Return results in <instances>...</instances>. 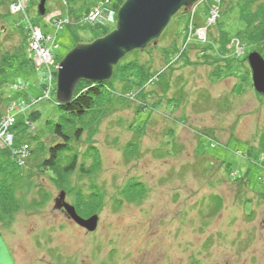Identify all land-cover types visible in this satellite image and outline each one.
I'll return each mask as SVG.
<instances>
[{
  "label": "rangeland",
  "instance_id": "374dc122",
  "mask_svg": "<svg viewBox=\"0 0 264 264\" xmlns=\"http://www.w3.org/2000/svg\"><path fill=\"white\" fill-rule=\"evenodd\" d=\"M219 1L211 25L210 5L200 0L174 14L155 44L118 62L144 65L146 71L135 72L141 81L148 76L146 82L124 94L123 75L112 74L111 100L103 104L108 113L74 144L77 166L95 161L96 168L83 177L76 168L61 188L40 167L59 141L48 132L61 113L48 69L113 24L85 19L103 0H46L45 9L69 19L61 28L39 14V0L25 14H6L7 4L0 5L2 51L18 48L20 27L14 25L24 21L52 37L50 66L6 75L0 91V160L3 149L16 159V150L28 145L21 176L12 182L0 174V264H264V93L254 90L247 62L252 51L264 58V39L253 34L264 22V0ZM186 21L196 29L181 50ZM199 29H205L202 36ZM155 75L158 80L149 82ZM8 97L16 103L12 108ZM7 116L16 119L12 133L22 135L17 145L5 127ZM129 142L136 149L126 156ZM131 181L142 183L145 195L121 200ZM91 184L103 200L98 225L87 232L72 225L54 200L63 190L74 206L77 193L87 194Z\"/></svg>",
  "mask_w": 264,
  "mask_h": 264
},
{
  "label": "trees",
  "instance_id": "16d2710c",
  "mask_svg": "<svg viewBox=\"0 0 264 264\" xmlns=\"http://www.w3.org/2000/svg\"><path fill=\"white\" fill-rule=\"evenodd\" d=\"M32 1L33 0L29 1L27 9L29 8V5ZM103 1L105 6H107L108 3L111 2V0L109 1L103 0ZM11 2L12 0H2V1L0 0V5L2 3L7 4L8 11L6 12V14L11 13L9 9ZM123 2L124 0H114L112 1V4L110 3V5H108L107 7L114 10V12H117L118 8ZM48 12H49L48 9H45V13ZM31 22L35 24L34 21ZM88 22L91 23L89 20ZM188 23L189 21H186V25L183 27L182 30L184 33L185 42L187 38ZM27 24L28 23L24 21V24L22 25H17V24L14 25L16 29H19L20 27L19 31H20L21 39L17 49H14L11 52L2 51L0 49V91L4 86V82H5L4 78L6 75L12 74L13 76H15L18 72L24 74L26 73V68L32 69L36 67L28 47L29 31ZM197 25L198 24L195 23V26ZM113 28L114 27L112 25L111 28H109V30H104L103 32H101L102 33L101 36L106 35L111 31V29L113 30ZM256 29L258 31L256 30L253 34H256V36L259 37V40L260 39L263 40L264 22H258ZM221 35L223 37L221 43L227 42L228 39L226 34L222 32ZM187 44L188 43H186L185 45L182 44V46L184 45V48H182L181 46L180 49L184 50ZM221 48L222 50H224L223 49L224 47L221 46ZM180 49H178L177 52L175 51L176 55L178 54V52L182 53ZM167 54H170V51H168ZM140 67L142 71L145 70L144 65H141L140 63L137 62L134 63L127 61L121 64L118 63L115 66L113 73L116 74V72L118 71L121 72V74L123 75L121 81L125 83L124 94L131 93L132 86L135 82H137V84H139L140 87H143V84L146 82L148 76L144 77L143 80L141 81L142 74L139 75L138 73L135 72L136 69ZM51 74L53 77L54 76L56 77V70L53 69L51 71ZM157 77L158 76L155 75L153 78L151 79L149 78V82L155 83L154 81L158 80ZM111 81L112 80L106 82H91V81L81 80L77 83L74 89L73 96L69 102L65 104H60L56 101L57 105L60 106L61 113L58 116L57 120L55 121L48 120L50 123L48 125V132L52 136L57 138L59 141H56L53 145H51L48 148L47 157L42 160L40 167L44 171H49L51 179L55 181L56 185L60 188L67 185L70 175H72V173L75 171L76 168L79 170L80 173L79 177H83V175L84 176L90 175L91 173L94 172L96 168V165H94L95 161L93 165L89 166L88 168H85L84 164L82 163L79 164V166H77L78 152H76V150L74 149V144L80 141V137L85 130L88 131V129H93L94 122L99 121L102 116L108 113L109 110L107 108H104L103 104L105 105L107 101L111 100L110 97ZM42 87L43 88L47 87V82L44 83ZM4 101L6 102V106L9 108H12V106L16 105V103L10 101V97H8V99L4 98ZM35 113L36 115L33 116ZM39 113L40 112L38 110H36L35 112H29L27 114V118H26L27 122L25 124L30 125L32 120H34L35 117L39 115ZM7 117H12L14 120H16L14 116H7ZM15 127H16V122L9 125L7 131H10V133L12 134L13 144L17 145L19 144L20 141L19 139H21L22 135L16 137L15 134L12 133V130ZM91 131L92 130H90L89 132ZM24 144L27 145V143ZM134 144H135L134 142H129L128 144H126L127 145L125 149L126 156L128 155L129 152L131 154L132 152L133 153L135 152L136 148L133 147ZM88 148L89 151L92 152L93 159H95L97 157L95 148L92 146H89ZM5 150L3 149L1 151L4 157L1 158L0 160V174L3 175L4 177H8V180L14 182L17 178L21 176L22 166L26 163L24 162V160L23 163H20V161L18 160V155L16 156L17 158L15 159L13 154L12 156L8 155V152ZM145 192L146 189L142 183L131 181L121 189L119 194L121 196V200L123 199L129 202H133L135 200H139L143 198ZM216 198H214L213 200H217ZM5 199H7V197H5ZM102 200H103L102 193L99 191L98 187L95 184H91L87 194H84L82 190L77 193L76 199L74 201V207L79 215H81L82 217H88L92 214H98V212L100 211V204L102 203ZM121 200L116 199L117 204H120Z\"/></svg>",
  "mask_w": 264,
  "mask_h": 264
},
{
  "label": "water",
  "instance_id": "95a60500",
  "mask_svg": "<svg viewBox=\"0 0 264 264\" xmlns=\"http://www.w3.org/2000/svg\"><path fill=\"white\" fill-rule=\"evenodd\" d=\"M45 1L39 0L38 12H45ZM200 0H124L116 13L113 30L88 43H77L56 66V101L69 102L77 83L109 81L115 66L129 52L141 50L157 42L170 19L180 9L191 10ZM251 71L252 86L264 93V58L257 51L247 56ZM54 206L62 209L71 221L92 232L98 225V214L82 217L75 207L66 202L61 190L54 200Z\"/></svg>",
  "mask_w": 264,
  "mask_h": 264
},
{
  "label": "built area",
  "instance_id": "2783aa9c",
  "mask_svg": "<svg viewBox=\"0 0 264 264\" xmlns=\"http://www.w3.org/2000/svg\"><path fill=\"white\" fill-rule=\"evenodd\" d=\"M29 1L30 0H12L9 6L10 12L11 13L20 12L24 14ZM105 1H109V0H105ZM201 1L210 2L209 5L211 8V13L208 16V25H210L212 22L215 21L216 17L218 16L217 7L219 4V0H201ZM107 6H105L103 2L93 7L89 15L85 17L86 21L89 20L90 22H92L93 20L97 18V20H101L104 23H107L109 25L114 24L115 12L114 10L108 8ZM44 19L47 22L53 23L56 28H61L62 25L69 23V19L67 17L62 16V13L58 10L49 11L48 13L45 14ZM27 27L29 31L28 47H29V51L31 52L34 64L37 67H40V66L49 67L52 61V53H51L50 47L47 45V41L51 40L52 37L44 34L38 26L33 25L32 23H28ZM193 31H194V27L191 23H189L186 42L188 41L190 36L193 34ZM204 31L205 29H199L197 33L202 36ZM48 71H49L48 79L51 80L52 70L48 69ZM13 121L14 119L12 117L7 118L5 127H7L8 125H11ZM22 147L16 150V154L18 155V160L20 161V163H23V158L25 156V150L26 148H28V146L23 145Z\"/></svg>",
  "mask_w": 264,
  "mask_h": 264
},
{
  "label": "flooded vegetation",
  "instance_id": "af4514ba",
  "mask_svg": "<svg viewBox=\"0 0 264 264\" xmlns=\"http://www.w3.org/2000/svg\"><path fill=\"white\" fill-rule=\"evenodd\" d=\"M61 212H64L62 209H59ZM72 223V225H74V226H76L77 228H79V230H85L83 227H81V226H79V225H77L76 223H74L73 221L71 222ZM86 231V230H85Z\"/></svg>",
  "mask_w": 264,
  "mask_h": 264
}]
</instances>
